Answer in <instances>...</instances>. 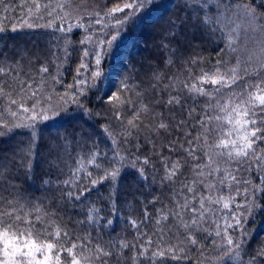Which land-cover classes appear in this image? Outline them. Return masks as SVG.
Instances as JSON below:
<instances>
[{
    "label": "trees",
    "instance_id": "obj_1",
    "mask_svg": "<svg viewBox=\"0 0 264 264\" xmlns=\"http://www.w3.org/2000/svg\"><path fill=\"white\" fill-rule=\"evenodd\" d=\"M128 2L104 0L108 12ZM245 5L264 27V0H155L107 41L112 50L103 53L100 75L85 79L81 95L68 87L86 58L81 28L71 27L53 0H0V213L14 212L4 224L27 214L38 242L57 245L53 260L61 246L76 244L81 264H264V140L241 157L217 147L226 129L218 107L204 97L214 85L196 80L202 70L243 58L245 38L234 30ZM263 62L242 64V82L261 78ZM193 83L208 95L185 87ZM46 94L60 100L57 112L26 119ZM173 165L179 167L170 175ZM114 169L115 178L100 179ZM221 195L231 198L229 207L205 200L209 211L201 217V197ZM232 215L241 221L228 229L238 255L224 243L225 218L231 222ZM57 226L58 240L45 234ZM161 249L164 257L153 256ZM71 260L60 253L61 264Z\"/></svg>",
    "mask_w": 264,
    "mask_h": 264
},
{
    "label": "snow or ice",
    "instance_id": "obj_2",
    "mask_svg": "<svg viewBox=\"0 0 264 264\" xmlns=\"http://www.w3.org/2000/svg\"><path fill=\"white\" fill-rule=\"evenodd\" d=\"M144 4V0H132V2L124 3L123 6L117 4L113 8L109 10L107 15H111V13H123L126 9H132V12L128 13L124 17L125 20H127L131 15H133L137 10H139L140 7H142ZM41 5L39 3L35 4V8L39 9ZM58 7H62L61 5H58ZM245 14L249 15L252 19L257 18V13L254 8L250 6H243ZM31 12V9L29 10ZM96 23L99 24L101 21L98 19L96 20ZM122 23V21L117 20V24ZM81 43H85L84 40L81 41ZM89 53L87 50L84 52V56H88ZM84 56L81 57V60L83 61ZM97 64H99V59L96 61ZM88 68V65L85 63H81L76 71L77 74H81L82 69ZM5 71L4 69H0V72ZM41 72H47L48 69L46 67H42L40 69ZM100 73L98 71L92 72L93 79L97 76H99ZM248 75V73H246ZM243 77H240L237 74V69L234 67L232 69H229L228 72H221L219 67L216 68L215 71L212 72H205L202 70L201 75L196 77V80L199 82V85L204 84H211L214 86H217L215 91L220 92L223 88H230L232 85H235L237 81H243ZM87 81L85 80H75L74 85H69V89L76 88L77 91L83 95V85H85ZM28 87H31L28 85ZM186 88L190 92L199 93L201 95H208L204 87L198 86L197 83H193L192 85H185ZM23 90V89H22ZM3 92V89L0 88V93ZM32 95H36L35 92L32 93ZM67 95L71 96V99L73 102L76 101L77 97L71 93H68ZM231 99L227 102H225L222 106H220V110L224 111L225 109H228L231 107V113L229 118V123L234 124V130L237 132V139L234 140H220L217 144V147H228V145H232L233 152L236 157L241 156H247L249 154V150H252L254 148V145L257 141L264 140V127H258L257 125H264V78H257L256 82L254 84L249 83L245 84L241 90L240 93H231L230 94ZM239 96L240 99L236 100V97ZM116 95L113 94V97H110L109 99H116ZM61 99H64V97H61ZM171 102V101H170ZM178 102V101H177ZM13 104L16 103V101H12ZM20 107L23 108V103H21ZM35 108V105H33V109ZM259 108L260 111H252V109ZM25 112H28L29 109L24 108ZM13 115H16V113H13ZM117 118H120V113H116ZM234 117V118H232ZM26 119L35 120V119H47L46 116L43 115H34L32 117H28ZM138 119L137 117H134L133 120H129L128 124L130 127H135L134 120ZM219 119V118H217ZM19 126V125H18ZM160 127H164V125H160ZM231 134V133H229ZM233 152H230L229 155L231 156ZM257 158H259V153H255ZM89 163H92L91 160H89ZM179 165H173V171L170 172V175H175V169L178 168ZM218 170V169H216ZM76 171H79V169H76ZM215 171V170H214ZM118 174L117 170H113L112 172H105V176L100 177L101 180L107 178L108 176H111L115 178V176ZM90 175V173H89ZM198 175H203V173H198ZM227 176V174H226ZM229 179H233L234 177H228ZM98 181L93 180L92 183L96 184ZM67 183V181L65 182ZM221 184L224 183L223 180L220 181ZM207 187L212 188L213 185L209 184ZM188 191L192 192V187H188ZM83 193H81L82 195ZM71 195V193H69ZM195 199V197H193ZM231 198H225L224 196H219L215 200L211 196L208 197H201L200 199V209L203 211L200 212L201 217H203L204 212H208L209 208L204 207V201L207 200L209 204H222L224 209H227L229 207L228 201ZM187 206V205H185ZM254 206V203L249 201L248 207L251 209ZM239 207V206H238ZM193 212L200 211L198 209L193 208ZM7 216H13L14 212H8V213H0V264H61L60 261V253L66 251L69 256H72L71 264H81V261L76 258L74 254V249L77 247L76 244H73L72 247L64 249L63 246L60 247V251L56 253L55 260H53L52 251L57 247V245L53 242L49 241H39L38 242V236L34 235L33 232V225L34 221H31L28 219L27 214H25L24 217H21L19 215H15V220L13 223L4 224L3 217ZM147 215V214H146ZM179 216V213L176 214ZM91 219V216H90ZM41 217H36V222L40 221ZM23 223L24 227H19V223ZM158 223V221H157ZM192 223H197V221L194 219ZM133 226H135V222L133 221ZM185 227H188V225H184ZM217 227H219V224L217 223ZM233 227H241V221L240 218H238L236 215H232L231 222H228L227 218H225V239L224 243L228 245V253L233 252V246H235V249L237 251V255L239 254L238 250L240 245L232 239L231 235L228 233V229ZM45 234L52 237L55 240H58L61 236V229L59 226L56 227L54 234L53 233H47L45 231ZM217 235L220 234L219 231L216 233ZM64 235L67 236V232H64ZM190 241L192 243H195L196 241L192 239V237H189ZM151 241H149L150 243ZM123 247H128L127 244H124ZM97 251L101 252L103 255H108L109 253L103 252V249L97 247ZM170 252L171 249H168ZM228 253H225L226 255ZM144 253L142 252L141 255ZM165 251L163 249L158 250L157 252L153 253V256H159L164 257ZM175 259V257H173Z\"/></svg>",
    "mask_w": 264,
    "mask_h": 264
},
{
    "label": "rangeland",
    "instance_id": "obj_3",
    "mask_svg": "<svg viewBox=\"0 0 264 264\" xmlns=\"http://www.w3.org/2000/svg\"><path fill=\"white\" fill-rule=\"evenodd\" d=\"M154 1L155 0H144L143 6L140 7L132 17L138 12H144V10L147 9V5ZM53 4L57 7L61 5V11L65 13V21L70 22L68 24H70L71 27L81 28L83 32L84 44L89 53L83 63L87 64L88 68L81 70L79 80H85L87 77L92 76V72L100 71L99 64L96 63L97 59H99L100 63L103 53L112 50V45L107 41H109L110 38L115 40L117 37L121 36L123 28L129 23V19L125 20L124 17L132 12V9H126L123 13H111V15H107L108 11L106 10L104 0H81L77 3H70V0H53ZM241 14L242 17L234 31L239 36L241 35L245 38L242 50L244 52L245 47L246 52L244 56L250 55V60L247 59L248 61H244L243 56L242 59L220 70L221 72H228L229 69L234 67L238 71L242 64L245 68H248L249 64H254L255 62L261 63V61L264 60V27L262 24L260 25L261 17L258 15L254 20L249 15H246L244 10ZM98 19L101 21L99 24L96 23ZM117 20L122 21V23L117 24ZM262 65H264V62ZM260 67L261 72L258 74L261 78H264V68L262 66ZM245 84H247L246 81L244 83L239 81L230 88L221 89L220 92H216L215 89L217 86H213V89L209 90V95L204 96L207 99H212L216 108L218 107L219 114L221 115L216 117L221 120L224 129H226V136L223 140L237 139V132L234 130V124L229 123L231 107L221 111L220 106L231 99V93H240ZM239 99L240 97L237 96L236 100ZM43 100L44 102L42 103L39 102L34 104L35 108H31L29 116L43 115L50 118L57 112L55 111L57 108L56 104L60 102L58 98L55 96L53 98L51 94H46ZM62 100L64 99H61V101ZM220 149L226 154L233 152L232 145H228V147L221 146Z\"/></svg>",
    "mask_w": 264,
    "mask_h": 264
}]
</instances>
